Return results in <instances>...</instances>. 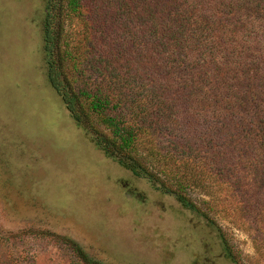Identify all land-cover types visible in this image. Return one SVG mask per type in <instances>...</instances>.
Masks as SVG:
<instances>
[{
  "label": "trees",
  "instance_id": "trees-1",
  "mask_svg": "<svg viewBox=\"0 0 264 264\" xmlns=\"http://www.w3.org/2000/svg\"><path fill=\"white\" fill-rule=\"evenodd\" d=\"M42 34L48 81L100 151L152 180L143 136L181 170L208 148L213 163L192 172L216 166L237 211L264 226V0H45Z\"/></svg>",
  "mask_w": 264,
  "mask_h": 264
},
{
  "label": "rangeland",
  "instance_id": "rangeland-1",
  "mask_svg": "<svg viewBox=\"0 0 264 264\" xmlns=\"http://www.w3.org/2000/svg\"><path fill=\"white\" fill-rule=\"evenodd\" d=\"M44 6L0 0V264H264L254 227L264 226L237 211L216 166L192 172L213 163L212 150L187 155L181 170L145 135L138 154L150 180L75 123L47 78Z\"/></svg>",
  "mask_w": 264,
  "mask_h": 264
}]
</instances>
